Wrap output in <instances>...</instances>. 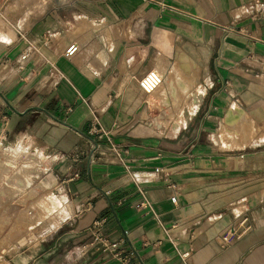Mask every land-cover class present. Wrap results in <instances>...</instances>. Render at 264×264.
Here are the masks:
<instances>
[{
    "label": "crops",
    "instance_id": "1",
    "mask_svg": "<svg viewBox=\"0 0 264 264\" xmlns=\"http://www.w3.org/2000/svg\"><path fill=\"white\" fill-rule=\"evenodd\" d=\"M12 2L0 138L31 136L65 210L5 264H118L97 228L135 264H264V147H231L220 122L264 102V0H52L24 29L2 18ZM152 69L164 81L147 99Z\"/></svg>",
    "mask_w": 264,
    "mask_h": 264
},
{
    "label": "rangeland",
    "instance_id": "2",
    "mask_svg": "<svg viewBox=\"0 0 264 264\" xmlns=\"http://www.w3.org/2000/svg\"><path fill=\"white\" fill-rule=\"evenodd\" d=\"M12 1L9 0V3ZM40 1L15 0L9 5L17 9H9L7 8L8 5L2 18L4 17L6 19L7 25L9 23L11 26L15 24L24 29L32 18L31 15H35L39 9H46L52 3V0H44L45 4L39 5ZM63 11H67V8ZM20 13H23V16ZM12 29L10 31L12 32L11 37L14 38L15 35H13L14 31ZM25 55L26 52L23 54V57ZM139 77L141 78V76ZM145 97L147 99L155 98L153 94L146 95ZM258 106L261 110L255 108L250 110L236 105V108L240 111L239 115L237 114L229 119L226 117L220 119V122H226L224 125L225 129L228 130V128H231V134L236 136V139L234 138V141L232 140L234 143L230 140L231 147H244L247 150L257 146L264 147V102ZM168 112L177 116L181 113L183 114L179 110ZM227 120L233 123L231 124ZM240 122L250 123L244 126ZM245 131L246 133H244ZM245 135L246 137H244ZM0 140V264H5L3 255L6 253L8 246L26 241L28 245L35 244L41 238L46 237L51 228H55L60 224L63 217L61 212L65 210V203L63 202L60 209L56 208L53 209L55 211H51L54 216L56 215V223L54 222L55 220L52 221L54 219L53 215L46 214L48 216L40 218V221H34L32 222L33 224H30L33 219L30 216L33 217L39 210L37 209L38 207L36 209L33 207L36 203H43L45 200L51 199V197L64 200L59 193L61 191L59 185L50 175L49 168L51 161L36 150L32 144V138L28 134H17L15 136H9L5 140L0 138ZM19 141H21L22 145L27 146L28 149L18 156H12L11 159L12 150L19 144ZM244 142L247 143L245 144ZM30 155L33 157H29ZM26 158H31L39 166V168H36V171L30 169L34 183L28 188L21 186L18 183L19 179L15 176L18 171L25 169L22 166ZM58 210L60 212L56 214ZM51 224L52 226H50Z\"/></svg>",
    "mask_w": 264,
    "mask_h": 264
},
{
    "label": "built area",
    "instance_id": "3",
    "mask_svg": "<svg viewBox=\"0 0 264 264\" xmlns=\"http://www.w3.org/2000/svg\"><path fill=\"white\" fill-rule=\"evenodd\" d=\"M79 51V45L75 42L70 43L66 48L64 54L68 58H72ZM28 56V52L23 57L25 59ZM164 78L158 71L155 69L149 70L146 72L138 81L140 88L147 95L153 93L161 84H163ZM172 201L177 202V195L172 196ZM144 207H149L152 209L151 203L149 200L145 199L142 203ZM100 226V225H97ZM95 247L97 250L106 252L108 256L116 260L118 264H135L133 261V251L125 248L123 246L124 239L112 240L108 236H105L104 233L99 231L97 228L95 231ZM189 255V252L186 253Z\"/></svg>",
    "mask_w": 264,
    "mask_h": 264
},
{
    "label": "bare ground",
    "instance_id": "4",
    "mask_svg": "<svg viewBox=\"0 0 264 264\" xmlns=\"http://www.w3.org/2000/svg\"><path fill=\"white\" fill-rule=\"evenodd\" d=\"M44 4H45L44 0H41L40 3H39V5H44ZM101 57H103V55ZM104 58L105 57H103V60H104ZM170 85H171L170 87H175L174 80L172 82H170ZM239 113H240L239 109H237L236 105H234L232 107V109L229 110L226 118L229 119V118H231V117H233V116H235L237 114L239 115ZM234 119H235V117H234ZM227 121H230V120H227ZM0 143H1V140H0ZM241 143H243V142H241ZM244 143L246 144L247 142H244ZM27 149H28V147L25 146V145H22L21 141H19V144L17 146H15L14 150H12L11 159H12V156H18L22 152H25V150H27ZM29 157H33V156L30 155ZM22 167H24L25 169H22V171H18L17 175H15V176L19 179L18 183L21 186L28 188L34 183L33 180H32L33 176H31V174H30V169H33L34 171H36V168H39V166H37V164L33 160H31V158L30 159L26 158V161L24 162ZM54 198L51 197V199H49L47 201L45 200L43 203L42 202H38V203H36L33 206L35 209L38 207L37 209H39V210H38V212L35 215H33V217L30 216V218H33L32 221L30 222V224H33L32 222H34V221H38V220L40 221L41 220L40 218H44V217H46L48 215H50V216L53 215V212L51 213V211L53 209H56V208L60 209L61 208V206L63 205V199H61V198L54 199ZM53 211H55V210H53ZM46 214H48V215H46ZM26 216H27V214H26ZM55 218H56V215L54 216V219L52 221L55 220L54 222L56 223L57 222V220H56L57 218L56 219ZM58 223H59V221H58ZM50 226H52V224ZM34 241H35V239H34Z\"/></svg>",
    "mask_w": 264,
    "mask_h": 264
}]
</instances>
